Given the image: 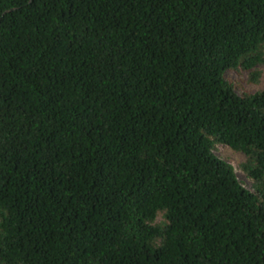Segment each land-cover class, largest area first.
I'll use <instances>...</instances> for the list:
<instances>
[{"label":"trees","instance_id":"16d2710c","mask_svg":"<svg viewBox=\"0 0 264 264\" xmlns=\"http://www.w3.org/2000/svg\"><path fill=\"white\" fill-rule=\"evenodd\" d=\"M260 65L264 0H0V264H264Z\"/></svg>","mask_w":264,"mask_h":264},{"label":"rangeland","instance_id":"374dc122","mask_svg":"<svg viewBox=\"0 0 264 264\" xmlns=\"http://www.w3.org/2000/svg\"><path fill=\"white\" fill-rule=\"evenodd\" d=\"M260 69L259 81L257 83L247 81L246 71H232L228 70L225 73L226 78L231 81L238 93L243 92H255L264 88V65L258 67ZM215 153L221 158L228 161L233 165L238 178L244 182L245 186H249V180L243 175L239 169V163L244 160V154L241 152H235L228 146L223 144H217Z\"/></svg>","mask_w":264,"mask_h":264}]
</instances>
